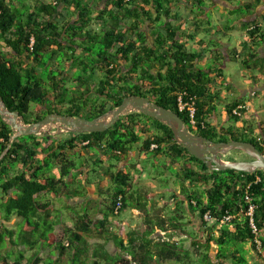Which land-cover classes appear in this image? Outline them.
<instances>
[{
  "label": "trees",
  "instance_id": "1",
  "mask_svg": "<svg viewBox=\"0 0 264 264\" xmlns=\"http://www.w3.org/2000/svg\"><path fill=\"white\" fill-rule=\"evenodd\" d=\"M190 1L0 0V95L5 105L23 116L27 124L41 121L50 114L92 120L119 106L125 98L140 96L178 114L186 127L198 136L214 142H251L264 154V140L250 138L246 132L234 130V127L218 129L211 122L212 116L217 115L216 102L220 97L210 91L213 79L200 65L204 52L189 51L178 37L185 24L180 21L177 10L180 4L199 7L202 13L207 8L205 0H193V4ZM224 1L237 6L231 14L248 13L254 6L250 2ZM69 14L73 20L67 21ZM173 22L179 23L173 26ZM226 29L230 30L231 26ZM259 31L256 25L249 29L252 41ZM260 40L264 42V33ZM250 42L243 43L246 56L242 63L247 69L260 68L264 74V59L257 58L256 52L249 47ZM98 44L100 50H95ZM45 53H50L53 59L59 53H65L71 66L76 71L81 69V75L74 80L78 85H74L72 96L65 88V83L69 82L68 74L56 65L50 68L44 60ZM214 59L217 71L222 75L224 57L218 53ZM45 70L52 72L47 78L42 73ZM55 71L58 76L54 75ZM180 96L186 103L195 104V126L190 124L188 111H179ZM239 106L242 101L238 98L226 106L229 120L236 124L242 120V116L234 114ZM243 111L246 110H240ZM15 133L0 116V264L181 261L182 246L172 241H156L151 236L157 229H182L178 220L182 215L176 214L169 220L159 216L154 219L147 204L141 201V194L133 191L130 173L118 170L112 174L116 188L109 191L102 219L94 220L88 213H78L72 227L64 229L62 239L56 234V227L63 225L61 216L54 215L51 201L40 200L42 194L58 195L63 187L68 189L67 185L77 181L72 174L77 167L69 159L70 152L93 149L123 162L140 141H143L141 151L146 154L170 159L171 164L182 162L175 176L190 209L199 212L202 223L203 214L208 210L221 216L227 211L235 213L242 204L245 188L252 183L251 193L259 204L257 222L264 232V171L253 174L211 171L177 143L170 127L144 114L130 113L102 133L29 135L12 140ZM153 145L157 147L152 150ZM232 153L244 156L241 160H252L241 151ZM99 162L96 159L95 163ZM55 167L60 168L58 175L53 173ZM164 168L165 172L171 166ZM258 176L261 181L255 183ZM200 185H204L203 194L198 192ZM67 196L82 197L78 191H71ZM119 196H123L124 202L121 212L128 208L129 199L136 196V206L145 216L146 229L138 236L135 232L129 233L127 245L119 233L111 230L110 218L116 216ZM66 207L71 206L67 204ZM14 218L19 220L18 223L8 227ZM167 221L171 222L170 227H167ZM230 225L235 226L234 233L225 227L221 234L215 235L211 229L210 241L219 246L236 244L238 249L232 257L234 264H247L244 244L250 242L255 250L249 224L243 218ZM91 238H100L102 242H91ZM110 241L117 246L118 254L107 251ZM262 241L264 243V237ZM195 244L202 246L201 242ZM43 250L49 251V258H41ZM27 253L31 256L25 261ZM186 258L182 260L183 264H211L208 254L201 253L198 262H192L189 254Z\"/></svg>",
  "mask_w": 264,
  "mask_h": 264
},
{
  "label": "crops",
  "instance_id": "2",
  "mask_svg": "<svg viewBox=\"0 0 264 264\" xmlns=\"http://www.w3.org/2000/svg\"><path fill=\"white\" fill-rule=\"evenodd\" d=\"M193 1V0H192ZM239 2H241V4H245V3H254L253 8L250 10V12H245V13H234L231 14V12L236 11L235 9L237 8V6H231L229 3H227L224 0H210L209 3H213V6L211 7H207L205 9V13H200L197 10H195L193 8V6H188L187 4H180L181 10H180V21L183 22V16L187 17V21L194 23V26L197 28L196 26V20L195 17L197 15H201L202 19H204L207 23V26L199 29H195L192 31L190 34L187 33V28L186 25L184 24L181 27V31L178 34V37L180 39L181 42H184L185 45L187 46V48L190 45V42L192 43L191 46V52H197V53H203V59L202 62L200 63V65L205 67V71L206 73L209 74V77L211 79H213V84L211 87V92H213L215 95H219L220 99H222V101L227 100V98H225L223 96V92L224 91V87H227V90L229 91L232 99L231 102H233L235 99H240L242 101V105H246L249 107L248 110H246L245 112L243 111L242 113V120H244L243 118H249V119H253L255 122L256 127H254L253 129L248 127V124L246 122H243L242 120L236 124V127L239 130L245 131L248 135L250 134V132L255 135L254 137L259 140V141H263L264 140V113L263 112H254L253 111V104L252 101L246 100V96L251 97V99L253 97H255L258 93L256 92V88H248L245 89L242 87V85L235 83L233 80L228 81V79L226 78V76H224V73H222V75H219L216 66L214 67V70L212 69H207L206 68V64L204 65V62L209 60V58L214 59V57L216 56V54L219 53V55H223L224 60H223V69H227L230 64L233 61H240L243 60L246 56V53L243 51V43L247 42V41H251L249 44V47L256 52L257 54V58L262 60L264 59V42L260 40L261 37V33H264V0H238ZM193 9V10H192ZM209 14H211L213 17L215 16L216 19V24H211L210 23V18H209ZM71 14H69V16L67 17V21L69 20H73V18L70 16ZM227 16H229L227 18ZM190 19V20H189ZM229 20L232 21L231 23V28L232 29H236V28H241L243 29V35H242V41L238 43V47L237 49L233 50V52L230 54L231 51V44L230 43H222V33H224L223 30L226 31V27H225V21ZM179 22H173L172 25L175 26L177 25ZM210 24V25H209ZM213 25H215L213 27ZM258 26L260 28V31L255 34L256 36L254 37L253 41L251 38V34L249 33V29H254V27ZM216 26L220 27V30H218V34L216 35L217 32H215V28ZM147 27V26H145ZM144 27V29H145ZM210 27V31H207L209 34H211L213 43H214V49H208V48H204L207 44H208V39L207 37L203 36L202 32H206V28ZM223 29V30H222ZM215 32V33H214ZM225 35V34H224ZM224 37V36H223ZM150 40H153L152 38ZM207 47V46H206ZM253 47V48H252ZM204 49H206V53L204 51ZM215 51V53L213 52ZM248 52V51H247ZM215 60V59H214ZM216 61V60H215ZM201 66V67H202ZM203 68V67H202ZM251 73H252V81L256 82V79L258 80V77L256 76L255 70H259L260 68H252V69H248ZM261 72V71H260ZM257 84V83H255ZM233 88H235L237 91L235 92L233 90ZM264 90V86L260 87ZM253 100V99H252ZM228 102L227 104L231 103ZM217 103V102H216ZM224 119H229L227 112L225 113V115L221 116V120ZM221 120L219 119V117L217 115L212 116L211 118V122L214 126L218 127V129H222V128H226L223 124H221ZM249 129V130H248ZM89 156V155H87ZM93 156V155H92ZM131 156V154H130ZM162 157V156H159ZM87 158V157H86ZM168 161V165H170L171 167L176 168V170H179L181 167V163H174L171 164L170 159H166ZM128 165V160L126 159L123 162H120L119 167L123 166H127ZM118 167V168H119ZM126 172V171H124ZM127 173V172H126ZM57 174V173H55ZM164 176L167 177L169 180L166 182L167 186L166 188L163 187V189L158 190L157 191H150L148 189H142L145 190L144 192H146V198L147 201L144 202L147 204V210L149 211V213L155 217L154 219L158 218L157 216L161 217L162 219H167L169 220L171 217L173 218L174 216H176V214H179V208H178V204L182 203L183 205L186 206V210L189 214L190 219L188 218L187 221H182L181 219L187 217V215H182L181 218H179V222L181 223V227L182 229H178V230H168V231H163L161 229H157L155 231V233L151 236V239H154L156 241H172L176 242L178 245L182 246V252H181V256L182 259L181 261L177 262L175 260H166V261H160L159 264H183L184 260H187V254L190 255L192 262H198L200 260V254L203 253L208 254L210 257V263L211 264H234L235 260L232 258L235 255L236 250L238 249L237 245L234 243H231L230 245H226V246H219L218 244H216L215 241H210V237L212 236V232L210 231L211 229H213V233H215V235H219L222 233V228L228 227V230L231 233H234L235 231V226L234 225H230V224H226L224 225L221 229H215V228H209L207 227V225L201 222L200 220V214L199 212H193L190 207H189V203L187 201L186 198V194H184L181 190L180 185L177 182V177L175 176V174L171 173L169 170H166L164 173ZM58 175V174H57ZM81 176H83L85 179L87 177H85V175L83 173H80ZM144 176V174H143ZM73 177V176H72ZM133 177V176H132ZM135 176L133 177L134 180ZM137 178H139L137 176ZM140 179V178H139ZM156 179H151L148 180L146 182L139 180V185L134 184V190L133 191H138V193L142 194L140 191L141 188H144L145 186H152L154 187V184L152 181H155ZM70 181V178L67 179V182ZM158 181V180H156ZM160 182V181H158ZM146 183V184H145ZM138 186V188H136L135 186ZM169 186V187H168ZM160 187V186H159ZM204 187V185H203ZM161 188V187H160ZM190 190V189H189ZM169 191L171 192V196H170V200L166 199L165 196L162 194L163 192ZM158 194H162L161 197ZM157 195L159 197H157ZM74 197V196H73ZM78 198V197H76ZM82 198V197H81ZM93 199H99L100 201V205H101V209L102 207H106L105 205L108 204L106 199H103L102 196H93ZM133 201V216L131 218V220L129 219H124V220H114V218H110V221L112 223L111 226V230L112 232L116 231V228H119V231L117 233H119V235L124 239L125 245H127L128 243V234L131 232H135L137 233L136 235H140L141 233H143V231L146 229V225L144 223V212L141 211L140 209L137 208V198L135 196V198H130ZM159 199V200H158ZM161 200H165L164 201V205L165 204H169L171 203L170 206H173V210H175V213L173 215H169V214H165L163 211L161 212L159 210V207H157V202L159 203V201ZM49 200V199H46ZM107 202V203H106ZM143 202V201H142ZM52 207V203L50 202ZM129 206H131L129 204ZM128 206V208H129ZM99 208V211L97 212V214H99V216L97 217L98 220L103 218L102 215V211ZM127 210V209H125ZM124 210V211H125ZM121 216V215H120ZM199 217V219H198ZM95 220V218H93ZM243 219V218H241ZM240 219V220H241ZM169 223H171L170 221H167V224L169 225ZM63 224V223H62ZM126 226H128V228H126ZM171 225L167 226L170 227ZM97 241L96 242H102V240L100 238H95ZM186 241V242H184ZM208 241H210L208 243ZM110 241L107 243L106 249L107 251L112 254L109 251V245L111 244ZM201 242L202 246L200 247V244L196 245L195 243ZM114 243V242H113ZM115 244V243H114ZM117 247V246H116ZM244 249V257L246 258L247 264H264V254L263 255H258V253L255 252L254 248L252 247V244L250 242L244 244L243 246ZM119 250L117 248V252L113 253L112 255L118 254ZM186 254V255H185ZM187 263V262H186Z\"/></svg>",
  "mask_w": 264,
  "mask_h": 264
},
{
  "label": "rangeland",
  "instance_id": "3",
  "mask_svg": "<svg viewBox=\"0 0 264 264\" xmlns=\"http://www.w3.org/2000/svg\"><path fill=\"white\" fill-rule=\"evenodd\" d=\"M207 6L206 7H211L213 6L214 2L209 3L210 0H205ZM196 1H194V5H197V3H195ZM190 3L193 4V1H190ZM194 8V7H193ZM177 9V8H176ZM195 10H197L198 12L202 13L201 9L199 7H195ZM178 12L180 13L181 7L179 6V8L177 9ZM193 10V9H192ZM229 16H227L228 18ZM209 18H210V23L211 24H216V19L215 16L213 17L211 14H209ZM190 20V19H189ZM197 24H199V29L207 26V23L204 19H202V17L200 15H197L195 17ZM183 21L185 22L186 25V30L187 33L190 34L192 31H194L195 29H197L194 26V23L187 21V17L183 16ZM232 21L226 20L225 21V27H227L228 25H231ZM196 24V25H197ZM215 25H213L214 27ZM194 27V28H191ZM210 27H208L206 29V32H202L200 34H202L204 37L206 36L208 39V44L204 47V48H208V49H214V43L211 37V34H209L207 31H210ZM215 32H217L218 30H220V27L216 26L215 28ZM223 30V29H222ZM224 33H222V43H230L231 44V51L230 54L233 52V50L237 49L238 47V43L242 41V35H243V29L241 28H236V29H226L223 30ZM214 32V33H215ZM218 34V32L216 33V35ZM225 34V35H224ZM224 36V37H223ZM193 42H190V45L188 47V50L191 51V46H192ZM101 45H96L94 48L95 50H100ZM233 49V50H232ZM205 53L207 52L206 49H204ZM93 55V54H88V56ZM92 57V56H91ZM68 56L65 53H59L56 57H51L50 53H45L44 55V60L49 64L50 68H52L53 66H57V68H59L60 70H64V72L66 74H68V83H65V88L68 89L69 91V95H73V91L75 89V78L77 76L81 75V69H78L77 71L74 69V67L71 66V64L67 61ZM92 59V58H91ZM89 61V60H87ZM206 64V68L212 69L214 70V67L217 65H215V60L209 58V60L204 62V65ZM202 66V65H201ZM202 69H205L204 66H202ZM44 74V76L47 78V76H49L52 72L45 70V72H42ZM223 73L224 76H226V78L228 79V81L233 80L235 83L242 85L243 88L248 89L250 87L252 88H256V92L258 93L255 97H253L251 99V97L246 96V100L252 101L253 104V111L256 112H263L264 113V90L260 87L264 86V74H262V72H260L259 70H255L256 76L258 77V80L256 79V82L252 81V73L246 68V66L240 61H233L230 66L227 69H223ZM54 75L58 76V73L55 71ZM98 78V77H96ZM93 79V77L91 78ZM257 83V84H255ZM225 92H223V96L225 98H227V100L222 101V99H218L217 101V116L219 117V119L221 120V116L225 115L226 113V103L231 102V95L229 93V91L227 90V87L223 88ZM233 90L236 92L237 90L235 88H233ZM244 120H242L243 122H246L248 124V127L251 129H253L254 127H256L255 122L253 119H249L244 117ZM221 124H223L226 129H229L231 127H234V130H239L236 127V123L233 120H229V119H224L221 120ZM249 130V129H248ZM48 131L50 132H55L56 134H52V136H57V135H62V134H67L62 132L61 130H57L56 128H50ZM240 132H242V130H239ZM245 132V131H244ZM47 134V133H43L42 135ZM40 136V135H39ZM255 135H253L251 132L248 135V137L250 138H255ZM256 139V138H255ZM142 144L143 141H140L138 144L133 146V150L131 153V156H129L127 158L128 160V165L123 167H119L120 162L117 161L116 158H108L106 156H103L99 151L97 150H93V149H89V150H81L78 151V153L76 152H70L69 153V159L73 160L76 163V170H73L72 174H74L76 176L77 181L75 183H72L71 185H67L68 189L63 187L62 190L60 191V193L58 195H55L53 193H48V194H42L40 196V200L42 202L46 201V199H49V201H51L52 203V211L54 212V215L57 217V215L61 216V222L63 223V225H59L56 227V234L58 236L59 239H62L64 237V229L66 227H72L74 220L76 219L75 217H77L78 215L76 214H85L88 213L91 215L92 218H95V220H98V216L99 214H97V211H99V208L101 209V205H100V201L99 199H93V196H102L103 199L108 200L110 197L109 191L113 192L114 189L116 188V184L114 182V177H112L113 173H116V171L118 170H123L126 171L127 173H130L133 177L135 176L133 183L139 185V180H142L144 182L151 180V179H156L158 181H152L154 184V187L152 186H145L142 189H148L152 192L161 190L164 188H166L167 184L166 182L169 180L167 177L164 176V166L168 165V161L163 158V157H156L155 155H153L152 153H148L146 154L145 152L141 151L142 149ZM237 152V151H234ZM239 152V151H238ZM82 155V156H81ZM84 155V157H83ZM89 155V156H87ZM93 155V156H92ZM87 157V158H86ZM244 156L239 155L237 153H232L229 154L228 156L225 157V159L227 161L233 160L234 158L236 160H241V158H243ZM96 159H99L100 162L98 164L95 163ZM112 167V168H110ZM119 167V168H118ZM169 168V167H168ZM59 167H55L53 173H57L59 174ZM171 173L175 174L177 172L176 168L171 167L170 169H168ZM80 173H83L85 175V177H87L86 179L80 175ZM144 174V176H143ZM137 176L140 178H137ZM146 184V183H145ZM135 186L136 188H138V186ZM161 188H160V187ZM169 187V186H168ZM204 187L202 185H200L199 189L200 191H198L199 193L203 194V189ZM78 191L79 195L82 196L81 197H69L67 196V194ZM145 190L140 191L142 194V198L141 201L146 202L147 198H146V192H144ZM194 191H196V189H194ZM165 198L168 200H170V196H171V192L166 191L162 193ZM162 194H158L160 197ZM157 195V197H159ZM85 196V197H84ZM84 197V198H83ZM123 197V196H122ZM130 198V197H129ZM146 200V201H145ZM159 200V199H158ZM172 200V199H171ZM170 200V201H171ZM164 201L165 200H161L159 201V203L157 202V207H159V210L162 212H164L165 214H169V215H173L175 213V210H173V206H170L171 203L169 204H165L164 205ZM107 203V202H106ZM70 205L71 207H66V205ZM124 204V202H123ZM129 204L131 206H129V208H127V210H123L122 212H120V214L112 217L114 218V220H124V219H129L131 220L132 216H133V201L131 199H129ZM178 208H179V214L181 215H187V217L181 219L182 221H187V219L189 217V214L187 212V208L185 205H183L182 203L178 204ZM103 211H106V207H102ZM121 215V216H120ZM199 219V217H198ZM18 219L14 218L12 220V222L10 224H7L8 227H14L16 226V224L18 223ZM132 221V220H131ZM126 228H128V226H126ZM119 231V228H116L115 233H117ZM264 237V232L262 233L261 238ZM91 242H96L97 240L94 238L90 239ZM186 242V241H184ZM109 251L113 254L115 252H117V247L116 245L111 242V244L109 245ZM31 256V253H27L26 254V260L28 259V257ZM41 258L43 259H47L50 257L49 251L48 250H43L40 254ZM187 264V263H186Z\"/></svg>",
  "mask_w": 264,
  "mask_h": 264
},
{
  "label": "water",
  "instance_id": "4",
  "mask_svg": "<svg viewBox=\"0 0 264 264\" xmlns=\"http://www.w3.org/2000/svg\"><path fill=\"white\" fill-rule=\"evenodd\" d=\"M135 112L154 118L170 127L177 143L184 146L192 156L204 162L211 171L230 170L248 174L264 171V154L253 143L243 141L214 142L206 137L198 136L186 127L185 122L178 114L147 98L127 97L119 106L92 120L50 114L41 121L27 124L23 116L7 108L0 95V116L3 122L9 124L16 132L12 140L22 136H39L43 133L50 136L56 134V131H48L50 128H56L67 134L102 133L111 129L122 117ZM234 151H241L252 160H225V157Z\"/></svg>",
  "mask_w": 264,
  "mask_h": 264
},
{
  "label": "built area",
  "instance_id": "5",
  "mask_svg": "<svg viewBox=\"0 0 264 264\" xmlns=\"http://www.w3.org/2000/svg\"><path fill=\"white\" fill-rule=\"evenodd\" d=\"M178 107L180 112L188 111L189 114V121L190 124L195 126L196 125V107L194 103H186L182 96L178 99ZM249 107L246 105L239 106L236 110H234V114L238 116H242L240 110H248ZM157 146L153 145L152 150L155 149ZM261 178L258 176L255 183L260 182ZM252 183L248 184L245 188L243 194V201L240 208L234 212H225L223 216L216 215L212 211L208 210L203 214V221L207 225V227L221 229L224 225L232 223L237 219L244 218L247 220L252 235L254 236L253 245L255 247V252L259 254H263L264 252V243L262 241V232L259 228L257 222V211L259 209V204L256 202L254 195L251 193ZM194 205H197V202H193ZM123 208V197L119 196L117 200V204L115 207V214H120Z\"/></svg>",
  "mask_w": 264,
  "mask_h": 264
},
{
  "label": "flooded vegetation",
  "instance_id": "6",
  "mask_svg": "<svg viewBox=\"0 0 264 264\" xmlns=\"http://www.w3.org/2000/svg\"><path fill=\"white\" fill-rule=\"evenodd\" d=\"M77 85H78V83H75V86H76V87H77ZM76 87H75V88H76Z\"/></svg>",
  "mask_w": 264,
  "mask_h": 264
},
{
  "label": "clouds",
  "instance_id": "7",
  "mask_svg": "<svg viewBox=\"0 0 264 264\" xmlns=\"http://www.w3.org/2000/svg\"><path fill=\"white\" fill-rule=\"evenodd\" d=\"M232 154V153H231ZM226 160V159H225ZM231 161V160H230ZM230 224V223H229Z\"/></svg>",
  "mask_w": 264,
  "mask_h": 264
}]
</instances>
